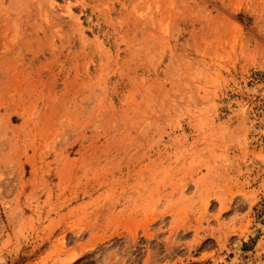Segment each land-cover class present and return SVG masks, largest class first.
<instances>
[{"label": "rangeland", "instance_id": "1", "mask_svg": "<svg viewBox=\"0 0 264 264\" xmlns=\"http://www.w3.org/2000/svg\"><path fill=\"white\" fill-rule=\"evenodd\" d=\"M0 264H264V0H0Z\"/></svg>", "mask_w": 264, "mask_h": 264}]
</instances>
